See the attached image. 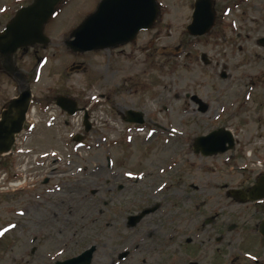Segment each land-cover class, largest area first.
Instances as JSON below:
<instances>
[{
    "label": "rangeland",
    "instance_id": "obj_1",
    "mask_svg": "<svg viewBox=\"0 0 264 264\" xmlns=\"http://www.w3.org/2000/svg\"><path fill=\"white\" fill-rule=\"evenodd\" d=\"M32 1L0 0V31ZM101 1L65 0L59 6L45 29L49 45L19 50L13 58L24 81L7 74L0 61V116L22 86L30 87L36 101L13 154L0 157V264H52L90 246L97 247L92 264H187L197 258L195 246L200 243L195 237L197 206L205 203L223 216L227 212L223 187L254 179L264 160V46L259 44L264 37V0H217L221 6L216 27L199 38L186 32L195 0H157L161 11L152 31L146 32L153 39V55L148 59L152 67L148 76H142L143 56L137 52L139 62L133 72V80L152 85L148 92L134 91V96L122 100L132 108L139 99L152 97L144 109L146 124H120L113 119L112 106L99 98L91 107L98 105L94 131L83 143L72 141L83 128L79 129L77 117L69 120L46 110L53 95L87 104L98 99L100 88L112 91L118 82L113 49L74 54L65 44ZM145 37L140 34L138 42ZM201 54L209 65L201 61ZM78 65L85 70L75 69ZM222 128L233 132L235 148L209 159L196 157L191 149L194 139ZM115 130L120 131V139ZM66 145L73 147L70 157ZM22 150L35 154L24 159ZM104 155L113 161L120 156L122 182L127 183L114 202L103 192L106 177L92 173L97 163L105 162ZM66 157L72 161L71 173L49 176L52 167L68 171ZM22 162L25 173L33 176L24 185L32 184L30 188L20 192L23 185L6 187V179L22 172ZM156 202L167 209L159 213L169 211V229L175 228L177 235L184 232L189 246L172 244L164 255H133L138 240L135 231L125 229V219ZM152 216L138 226V233L159 228L149 221L161 216ZM220 247L226 250L224 244ZM209 249L205 244L203 250ZM225 250L219 259L221 255L225 259ZM127 252V260L120 262ZM234 253L239 255L237 247Z\"/></svg>",
    "mask_w": 264,
    "mask_h": 264
},
{
    "label": "flooded vegetation",
    "instance_id": "obj_2",
    "mask_svg": "<svg viewBox=\"0 0 264 264\" xmlns=\"http://www.w3.org/2000/svg\"><path fill=\"white\" fill-rule=\"evenodd\" d=\"M215 1H216L215 8L218 14L221 4L219 3V1L217 0ZM229 1L230 0H227L226 2ZM152 29L150 31H152ZM150 31H148V33ZM148 33L147 34L146 32L141 33L144 34V36L147 35V37H145L143 41L138 42L140 35L139 34L134 42L124 44L113 50L115 51L114 74L117 77L118 82L116 87L112 88V91H104L105 88H100L99 90L100 94L98 99L88 102L87 104L79 102L77 99L75 100L73 99L71 103L73 108L80 110L79 113H85L86 111V114L88 115V119L90 121V125L88 127V130L86 128H83L82 132L76 133L72 138V141L83 143L84 141H86V137H87L86 135L94 131L95 126L93 122L96 120L93 114L96 111L98 105H96L95 108L93 109H91V107L94 106L95 102L99 100V98L100 100H103L102 102H104L107 105V107L109 105L112 106L111 108L110 107L109 108L110 111L114 113L113 119L114 118L118 119L120 124L123 123L124 125H134V126H142L146 124L145 122L148 117L147 115L148 112L145 111L144 109L147 106L148 100L152 101V97L150 99L148 98L139 99L140 103L138 104V106L140 105L143 106V109L137 108L138 106H136L135 104L133 105L132 108L126 107L122 104V100L127 96L128 97L134 96V91L135 94L138 93V90H141L143 92H148L150 90L149 86L152 85L149 81H146L147 83H142L141 81H137V78L133 80V76H134L133 72L136 70L139 62V59L135 57V54L137 52H139L143 56V59H141V61L139 62L140 64L143 65V70H144L141 72V75L148 76L147 72L152 67L149 64L148 59L151 58L153 55L152 54L153 39L148 35ZM163 48L165 49L166 47ZM93 53H97V51L88 52L86 54H93ZM79 68L85 70L83 65H81ZM127 73H129V75H126ZM57 96L58 95H53V97L51 98L52 103L55 101ZM191 101L195 102L197 101V99L191 98ZM72 106L69 105L68 107L66 105L65 107L71 109ZM51 108L58 109V107H56L54 104L53 106L51 105ZM129 111L140 112L139 115H136L134 118L141 120V122H133V123L130 122L132 118L128 116ZM119 132H120L119 130L114 131V135L118 136V139H120ZM196 141H197V137L194 139L193 145L191 146V149L196 157L199 156L202 159H209L215 157V156L204 157L202 154H197V144L196 146H194V143H196ZM64 150L67 152V155L69 157L72 156L73 154L72 146L66 145L64 147ZM102 153L96 152L94 154H102ZM26 154L28 156H31L34 155L35 153L32 154L31 150L23 151L22 157L24 159L26 157ZM38 156L39 155L36 154V158ZM69 157H66V159L69 161L68 171L63 172L57 169L58 167L56 168L52 167L53 172L49 173V176L57 177L62 175L67 176L68 174H70L73 165ZM36 158L35 161L37 160ZM103 160L105 162L100 161L95 165V168L93 169L92 173L97 174L100 177H106L104 183L106 186L103 187V192L104 195H109V199L114 202L117 201L122 196V192L127 184L126 182H122L121 172H120L121 170L120 156L116 158V161H113L110 157H106L104 155ZM88 164L89 162L86 163V165ZM23 165H25V163ZM55 165L56 164H54L53 166ZM259 166L260 168L258 172L255 174L254 179L248 177L245 180V182H242L238 186L223 187V189L225 190L223 198L226 202L227 214L225 213L223 216L221 214H217V212L214 209L212 208L207 209V207H205L206 206L205 203H200V206H197L198 231L196 232L195 237L197 239L198 238L200 239V243L198 242L197 245L195 246V253H196L195 257L197 258L194 261L188 262L187 264H264V160L260 161ZM23 169H24L23 171L26 170L25 166H23ZM28 174L25 173L22 174V178L24 179L23 182L24 184L23 186H21L20 192H22L25 188H30V186L32 185L30 184L28 185V187H24V185L27 183V176H30L29 178H32L31 176H33L31 174L30 175ZM16 176H18L17 173L9 178H15ZM9 178H7L6 183H10L11 179ZM130 178L131 177H128L127 179ZM47 182L48 180L44 181V183ZM259 182H260V189L256 193L251 194L250 191L254 189V187H256ZM148 186L151 187V185ZM69 189L67 192H69ZM232 191H236V192L233 193ZM149 194L152 195V193ZM48 202L49 201H44V203H48ZM50 203L53 202H49L48 204ZM106 204L107 203L105 201L103 205ZM163 207L164 205H162L160 202L149 203V205L147 204L143 206L139 210L134 211L133 213H131L126 217L124 222L125 229L131 232L135 231L133 235L136 236L135 240H138L136 244L133 245V249L131 247L132 249L131 254L133 255L148 254L150 256H157L160 254L164 255V252L172 244H178V247L189 246V244L186 242V237L184 235V232L177 235L175 232V228L173 230L169 229V225H172L170 221H168L169 211L167 213L164 212L159 213L162 210L163 211L167 210L166 208L163 209ZM147 209H152V211L149 212L147 215H145L141 220L136 222L134 226H129L132 223V221L129 220L131 217H136ZM205 210H207V212ZM209 210H213V211H209ZM152 215L161 216L160 218L159 216H157V219L151 218V220L149 221L150 225L159 226V228H151L144 231L143 233H138L137 231L138 226L141 225L147 217H150ZM180 223L181 222L177 218V226H179ZM217 224H221V225L217 226ZM166 227L167 229H164ZM223 228H225L224 232L222 231ZM219 232L220 235H218ZM236 242H239L238 246H235ZM205 244L210 246L209 250H203ZM223 244L226 246V250L220 247ZM235 247L238 248L239 255L234 253ZM221 250L222 251L225 250L224 253L225 259L224 256L222 255L220 256V259L218 258L219 253L222 252ZM128 255L129 252H127L126 254H122L120 257L121 260L120 262H124L125 260H127ZM247 257H250L251 259H247ZM68 259L57 260L54 261L52 264H55L56 262H63Z\"/></svg>",
    "mask_w": 264,
    "mask_h": 264
},
{
    "label": "water",
    "instance_id": "obj_3",
    "mask_svg": "<svg viewBox=\"0 0 264 264\" xmlns=\"http://www.w3.org/2000/svg\"><path fill=\"white\" fill-rule=\"evenodd\" d=\"M62 1L33 0L29 6L18 10L3 31L0 32L2 67L18 82L24 80L13 64V56L20 49L49 44V39L44 32L45 25L55 14L57 6ZM158 14L159 8L156 0H102L97 10L73 31L66 45L76 53L115 48L121 44L134 41L140 31L150 29ZM214 24L213 0H196L192 22L187 26L188 34L193 37L203 36L210 32ZM262 43L264 44V39ZM204 57L203 61L207 63ZM21 89L19 97L13 99L8 108L1 113L0 157L11 151L15 136L21 133L23 129L31 91L29 87L22 86ZM71 101L64 97H58L56 104L68 114L74 115L75 109L65 107V104L72 106ZM128 115L132 118L130 122H141V120L134 118L137 114L133 111H129ZM85 125L88 126L87 116L85 117ZM196 144L197 153L201 152L205 157L225 153L235 146L232 133L223 128L206 136L198 137L194 146ZM259 189L260 182L250 193L254 194ZM151 211L152 209H147L140 215L131 217L129 220L132 223L129 226H134L136 222ZM95 250L96 247L92 246L77 257L55 264H91Z\"/></svg>",
    "mask_w": 264,
    "mask_h": 264
}]
</instances>
